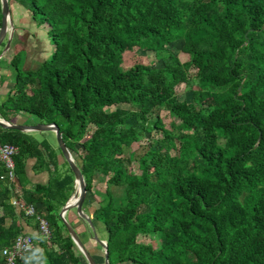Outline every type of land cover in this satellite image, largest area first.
Returning a JSON list of instances; mask_svg holds the SVG:
<instances>
[{"label":"trees","instance_id":"16d2710c","mask_svg":"<svg viewBox=\"0 0 264 264\" xmlns=\"http://www.w3.org/2000/svg\"><path fill=\"white\" fill-rule=\"evenodd\" d=\"M15 1L48 26L55 50L34 71L11 61L15 94L0 105V118L23 112L56 124L86 195L99 177L121 191L120 199L105 193L92 202L91 222L106 233L109 264H264V0ZM175 44L205 101L200 94L194 104L179 101L177 89L190 93L193 83ZM133 49L153 54L160 66L105 74ZM216 95L226 96L224 108L204 135L211 111L204 102ZM163 111L173 119L170 129ZM143 138L147 151L139 159L126 155ZM0 143L17 148L13 182L1 178L0 163V264L2 250L23 234L18 219L34 221L37 230L35 219L11 204L13 195L33 205L51 232L49 241L31 236L34 249L17 264L29 257L32 264H80L59 218L75 191L60 149L63 173L45 139L0 128ZM166 148L178 166L171 167ZM28 159L50 170L46 184L27 186ZM134 164L136 175L128 173ZM149 236L158 238V249L138 244Z\"/></svg>","mask_w":264,"mask_h":264},{"label":"crops","instance_id":"0c3cea01","mask_svg":"<svg viewBox=\"0 0 264 264\" xmlns=\"http://www.w3.org/2000/svg\"><path fill=\"white\" fill-rule=\"evenodd\" d=\"M8 3L10 6V23L8 24L6 35L0 43V105L6 101L8 96L14 97L15 94L17 69L11 65V61L17 58L18 69L23 73L34 71L43 62L49 59L55 50L48 35V26L45 24L39 25L34 20L32 12L24 5L17 3L15 0H8ZM8 41L10 42L9 47L6 48ZM8 117L9 121L2 118H0V120L16 125L42 124L37 118L28 116L23 112H17L15 114L8 115ZM28 134H30V132ZM48 143L56 151L58 146L52 144L51 142ZM39 164L36 163L35 159H28L26 161L27 186L29 188H32L35 184H46L49 180L50 170L38 169ZM57 164L58 169H62L63 161L60 160L59 156H57ZM61 172L63 173V170H61ZM1 214L2 212L0 211V215ZM65 216H67V213ZM6 222L9 224L11 220L8 218ZM17 222L20 225L23 234L34 237L37 236L38 232L34 221L18 219ZM71 223L74 225L71 228L76 231L83 248L89 252L95 264H104L103 250H99L94 240L90 242L86 239L84 230L83 232L77 231L80 223H75V220L71 221ZM96 227L98 233H100L102 226L96 223ZM101 233L103 234L104 232L102 231ZM105 240L106 238L100 239L102 242H105ZM73 256L80 264H87L76 246L73 250ZM34 260V257H29L22 259V262L32 264Z\"/></svg>","mask_w":264,"mask_h":264},{"label":"rangeland","instance_id":"374dc122","mask_svg":"<svg viewBox=\"0 0 264 264\" xmlns=\"http://www.w3.org/2000/svg\"><path fill=\"white\" fill-rule=\"evenodd\" d=\"M171 50L179 58L180 62L184 66V70L186 71L187 75L190 78L191 83H193L192 84V92H190V93H188V90L184 86H181L179 89H177V96H178L179 101H181V102L186 101L190 104H194L195 103L194 102V98H195L194 96L197 94H200L199 97H200L201 102L208 99L205 95H202L199 92L197 86L194 84L195 83V71L192 68H190V66H189V58L186 55H183L180 53V45L175 44L174 46H172ZM153 63H154L153 54L146 53V52H143V51L138 50V49H133V50L125 53L122 56L120 61L114 63L111 67L107 68L105 70V74L107 76H109L110 74H113V73L125 72L127 70H130L131 68H133L135 65H138V64L152 65L153 67H159L160 66L158 63H154V64ZM225 97H226L225 95H216L213 97V99H212L213 102L211 104H208L209 103L208 101L204 102V105L205 106L208 105L210 107V110H211L210 113L206 114V116H205L204 126H203V130H202V133L204 135H206L208 133V129L216 121L217 117L220 115L219 114L220 110L222 108H224ZM196 107L198 109H200L199 106H196ZM161 117L163 119V123H164L165 127L167 129H170L171 122L173 121L170 114L167 111H163L161 113ZM29 135H31L33 138H35L38 141L45 139L48 142H51L52 144H55L56 146H58L54 132H41V133L40 132H30ZM153 137L161 139L162 135L160 133L155 132V133H153ZM86 139H87V137H85L84 140H86ZM208 143L210 146L215 145V141L212 138H209ZM147 149H148V138H143L141 143L135 144L132 147V149L127 150L126 155L133 157V159H139L147 151ZM163 153L164 154H169V153L171 154V156H172V160L170 161L171 167L178 166L179 162H178V159H177L175 153L171 152L169 150V148L164 149ZM56 154H57V156H59L60 160L63 161V158L60 156V153L58 151V147L56 149ZM72 159L74 160L75 157L72 156ZM61 170H63V172L66 171L67 167H65V165L63 164L62 169H60L59 171L61 172ZM120 173H124V172H120ZM128 173L136 175L137 174V165L134 164L129 169ZM87 193L88 194L86 195L85 202L83 204L82 212L84 213V215L89 220H91V212L93 211V206H96L95 204L93 205L92 202L93 201H99L100 195L105 194V193H110V194H112V196L115 199H120L122 197V193L120 190L107 186L106 185V179H103L101 177H99L88 188ZM64 220L71 227L74 226L71 223V221H73V220H75V223H80V226L77 228V231L83 232V230H84V234H86V239H88L90 242H92V240H94L93 235H95L99 241H100V239L106 238V233L103 230V227H102L101 232L102 231L104 232L103 233L104 236L101 232L98 233L96 223H93L94 231L92 232V229L82 219L78 218L75 210L67 212V216H64ZM98 225H100V224H98ZM75 233H76V231H75ZM94 242H95V244H97L95 240H94ZM100 242H102V241H100ZM137 242H138V244H141V245H150L155 250L159 248L158 246H160V242H159L157 237H150V236L149 237H139L137 239ZM102 243H106V240H105V242H102ZM97 247L99 248V250L102 251V249L99 247L98 244H97Z\"/></svg>","mask_w":264,"mask_h":264},{"label":"water","instance_id":"95a60500","mask_svg":"<svg viewBox=\"0 0 264 264\" xmlns=\"http://www.w3.org/2000/svg\"><path fill=\"white\" fill-rule=\"evenodd\" d=\"M1 4V19H0V43L2 42L3 38L6 35L8 24L10 23L9 20V14H10V6L8 3V0H0ZM9 41L6 44V48L9 47ZM0 128L2 129H10V130H17L23 133H29V132H54L58 148L60 149V152L66 161V164L68 165V168L70 169L71 173L74 177V194L69 199L67 204L62 208L59 218L61 220L62 225L65 227L70 239L74 243V245L79 249L81 254L83 255L85 261L87 264H95L92 257L89 255V253L83 248L82 243L80 242L77 234L75 231L71 228V226L64 220V216L67 212L75 210L77 216L79 219H82L91 229L92 232L94 231L93 225L91 220H89L84 213L82 212L83 204L85 202L86 198V185L84 182V179L75 165L70 152L68 151L65 143L62 139V134L59 130V127L56 124H37V125H16V124H9L7 122H4L3 120H0ZM75 199V203H72V200ZM94 234V233H93ZM94 240L99 245V247L103 250L104 254V264H109V256H108V250L106 243L100 242L95 235H93Z\"/></svg>","mask_w":264,"mask_h":264},{"label":"built area","instance_id":"2783aa9c","mask_svg":"<svg viewBox=\"0 0 264 264\" xmlns=\"http://www.w3.org/2000/svg\"><path fill=\"white\" fill-rule=\"evenodd\" d=\"M17 154V148L9 144L0 143V163L3 165L6 173L1 178L7 177L9 182L15 180L14 173V156ZM11 204L22 212L26 217H33L37 223V232L41 239L49 241L51 232L49 225L45 218L39 215L33 205L24 204L17 196L13 195L10 200ZM34 239L31 235L19 234L13 244L10 247H6L2 250V256L4 258L3 264H17V261L21 259L25 254L31 252L34 249Z\"/></svg>","mask_w":264,"mask_h":264},{"label":"bare ground","instance_id":"6f19581e","mask_svg":"<svg viewBox=\"0 0 264 264\" xmlns=\"http://www.w3.org/2000/svg\"><path fill=\"white\" fill-rule=\"evenodd\" d=\"M75 201H76V200H75V199H73V200H72V203H75Z\"/></svg>","mask_w":264,"mask_h":264}]
</instances>
